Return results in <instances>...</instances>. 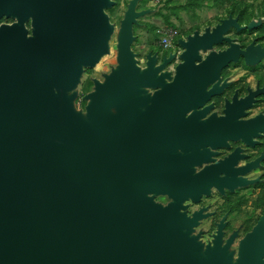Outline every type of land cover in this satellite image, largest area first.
Masks as SVG:
<instances>
[{"label":"water","instance_id":"water-1","mask_svg":"<svg viewBox=\"0 0 264 264\" xmlns=\"http://www.w3.org/2000/svg\"><path fill=\"white\" fill-rule=\"evenodd\" d=\"M113 0H0V264H264V215L240 243L234 263L221 230L213 245H201L185 230L201 217L181 212L182 199L195 200L213 184L222 189L228 172L247 173L260 157L231 169L239 155L193 175L196 154L170 155L202 140L224 143L264 131V115L240 120L263 88L227 102L217 130L182 126L183 113L221 91L214 84L221 69L242 56L248 64L264 57L254 42L242 49L231 41L223 51L202 58L200 49L230 40L233 16L179 43L184 47L172 82H164L156 57L137 64L131 43L136 13L130 7L119 34V65L86 97V113L67 92L76 87L83 66H94L109 51L114 26L105 8ZM32 17V35L25 22ZM258 24L251 22L249 28ZM196 60H201L196 64ZM161 91L142 96L145 87ZM112 107L118 113L111 111ZM210 106H208L209 108ZM176 172H170L169 169ZM187 175V176H186ZM233 189V184L227 180ZM245 177L235 184L248 185ZM150 193H169L167 206Z\"/></svg>","mask_w":264,"mask_h":264},{"label":"rangeland","instance_id":"rangeland-1","mask_svg":"<svg viewBox=\"0 0 264 264\" xmlns=\"http://www.w3.org/2000/svg\"><path fill=\"white\" fill-rule=\"evenodd\" d=\"M113 2L114 4L112 6L105 8V13L108 15L110 23L114 26L109 39L108 53L104 54L94 66H83L78 84L75 88L67 92V96L73 97L72 104L74 108L84 114L86 113V106L90 102V99L86 96L95 90V81H104L106 75L110 74L114 69H117L119 65L118 44L121 24L131 6L134 7L136 13L135 22L133 23L134 40L131 43V50L135 54L138 66L142 69L147 67L148 55L155 56L156 63L162 60V55L158 52L160 47L164 49L168 48L175 54L169 56L167 58L169 61L167 62L170 63L171 61L172 65H174L182 61L181 54L184 51V47L179 43V40L186 39L196 31L201 33L206 27L216 26L222 19L228 18L226 16L230 13L231 15L239 14L242 16V23L244 25L241 26H244V29L241 30L245 31L238 30L235 26H231L224 35L230 38V40L216 43L211 49H202V57L205 58L212 50L221 49L226 45V48H228L231 41L239 45H241V43L250 45L254 42L255 44L261 43L262 46H264V0H113ZM220 18L222 19L219 21ZM11 21L14 23L17 19L13 16H5L0 20V25L3 23L11 24ZM251 22L258 25L249 28L248 26ZM232 28L237 31L232 30ZM27 29L28 34L32 35V26L29 21L27 23ZM165 37L169 39L168 45L165 44ZM243 60L245 61L243 57H239L237 61L233 62ZM246 64L253 67V70L256 69L258 71L257 74H262L264 72V57L258 63L248 64L246 62ZM238 72L244 73V68H241ZM244 74H246V72ZM159 75H162L164 82H166V79L169 80L171 78V73L168 69L164 70ZM256 79L257 78H254L253 75H249L247 82L254 85ZM225 86H228L227 82L223 83L222 90ZM157 88L158 85L154 87H145L142 96L151 97ZM212 106L213 104L210 105V107ZM111 111L114 114L118 113L116 107H112ZM263 111L264 101L258 107L254 108L252 113L259 112V114H257V116H259L264 115ZM193 170L195 169L193 168ZM239 189L242 202L239 212L236 213L235 219H239L241 222L246 216L252 218V220L249 222V225L241 231L240 235L237 231L234 235H231L227 243H224L225 245H229V256L234 263H236L239 258L241 241L257 224L261 215H264V182L256 184V181H253L248 185L240 186ZM207 193H210V190ZM149 195L154 198L155 202L159 203L158 201L161 199L159 197L161 193H150ZM205 196V201H207L209 197L207 195ZM163 200H166V198H163ZM220 201V198H218L217 202ZM179 202L181 203L180 210L185 214H187L190 209L197 208L200 204H194L192 199L180 200ZM208 226L209 223H206V225L203 224L200 227L197 226L195 228L193 227L191 230H185L190 236L197 239L201 245V252H204L208 245L214 244L213 241L210 240L208 242L206 240V237H208L211 232H214V230L208 231ZM207 232L209 235L204 237V234L206 235ZM217 235L218 233H215L213 239L216 238ZM237 237H239L238 242L232 243L231 240L233 238L237 239Z\"/></svg>","mask_w":264,"mask_h":264},{"label":"flooded vegetation","instance_id":"flooded-vegetation-1","mask_svg":"<svg viewBox=\"0 0 264 264\" xmlns=\"http://www.w3.org/2000/svg\"><path fill=\"white\" fill-rule=\"evenodd\" d=\"M231 15L228 14L226 17H229ZM6 15H3L0 20H2ZM233 18L237 19L238 23L240 25H244L242 22V16L239 14H232ZM222 18L219 19V21ZM30 22L32 26V17H30L26 22V28L27 23ZM13 21H11L12 23ZM10 24V23H6ZM33 28V27H32ZM232 30H235L232 28ZM205 30L201 31L203 33ZM245 31V30H241ZM261 44V43H259ZM262 45V44H261ZM241 48L245 49L248 44L241 43ZM224 46L221 49H215L212 51L219 52L220 50L226 48ZM201 50L199 51L201 57ZM158 52L162 55V60L156 63V66L164 64L166 59L171 56L175 55L170 49L162 48L160 47L158 49ZM168 54V56H167ZM242 58V56H240ZM204 58V57H202ZM173 60V59H172ZM182 61L172 65L171 61L170 63L167 62L166 65L159 70L158 74L162 73L164 70L168 69V71L171 73V78L169 80L166 79V82H172L176 75V69L178 64H180ZM201 60H196V64H200ZM241 68H244V73L238 72ZM258 71L255 69L253 70V67L248 66L246 62L239 61V62H230L227 66L221 69L220 72V78L215 80L213 83H210L207 86V90H210L212 86L218 82V87H222L224 82L228 83V86H225L221 92H217L209 99H207L202 105L196 107V108H189L185 110L183 113V118L181 119L182 126L187 125L188 122H192V126L194 129H210V130H217L219 129L222 118L227 115L226 111V104L227 102H233L234 96L237 95V99H243L247 97L250 94V91H256L258 88L264 87V72L262 74H257ZM249 75H253V77L257 78L256 83L254 85H251L247 82V78ZM163 88L162 84H158V88L156 91H161ZM264 101V92L258 94L255 96V99L253 103L244 109L245 114L240 116V120H248L251 118H255L258 113H252V110L256 107H258L262 102ZM211 104H213L212 107H209ZM264 113V111H263ZM260 136L257 135H251L252 140L257 141L254 145L248 144L245 142L242 138L239 139H233V138H227L224 143H214L212 141H206L202 140L199 142L200 145L192 146L191 148L184 149L183 146H176L174 149L170 150V155H178L180 157L184 156H192L193 154H196L199 156L198 159L200 162H196L192 164V167L195 169L193 171V175L200 174L204 170H208L211 166L218 165L225 160L231 158V156L234 154L236 149L239 148L238 154L239 155H245L243 157H236L235 162L231 164V169H238L241 166H244L248 162H252L257 160L258 158L264 156V131H260ZM221 171L217 173V177L219 178H225V180H230L231 183L234 185L233 189H231L227 184L229 182L226 180V183H223L222 189L217 187V185L213 184L210 186L209 190L210 193H207L206 191H201L200 197L198 200H195L192 196H187L185 199L182 200H188L192 199L194 201V204H198V207L195 209H190L188 213L186 214L187 217L193 218L196 213H200L201 217L197 219V224L194 225L195 227H200L203 224L206 225V223H209L208 231L214 230V232H211L210 235L208 232L206 235L204 234V237H206V240L209 242L210 240L215 243L217 238L213 239V235L215 233H218L219 230H221L222 234L220 237L221 243H227L229 241V238L231 235H234L237 231L238 234H241V231L249 225V222L252 220L250 217L244 218V220L239 221V219H235L236 213L239 212L242 202V197L240 192V184H235V180L241 177L248 178L250 180H255L256 184H260L264 182V157L260 160V165L256 168L251 169L247 173H241L240 171H231L228 172L224 167H221ZM170 172H176L175 169L171 168L169 169ZM187 176V175H186ZM205 195H207L209 198H207V201H205ZM161 199L158 201L163 206L169 205L171 202L174 201V198L169 193H161L159 196ZM217 197V198H216ZM163 198L166 200H163ZM220 198V202H217V199ZM211 201V202H210ZM181 209V208H180ZM240 216V214H239ZM262 216V215H261ZM237 239L233 238L231 240L232 243L238 242Z\"/></svg>","mask_w":264,"mask_h":264},{"label":"built area","instance_id":"built-area-1","mask_svg":"<svg viewBox=\"0 0 264 264\" xmlns=\"http://www.w3.org/2000/svg\"><path fill=\"white\" fill-rule=\"evenodd\" d=\"M168 41L169 39L167 37H165V44L168 45Z\"/></svg>","mask_w":264,"mask_h":264}]
</instances>
